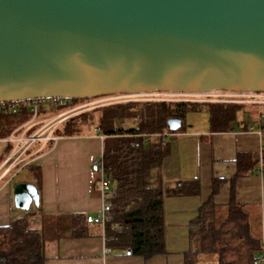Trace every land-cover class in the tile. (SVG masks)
I'll use <instances>...</instances> for the list:
<instances>
[{
  "label": "water",
  "instance_id": "95a60500",
  "mask_svg": "<svg viewBox=\"0 0 264 264\" xmlns=\"http://www.w3.org/2000/svg\"><path fill=\"white\" fill-rule=\"evenodd\" d=\"M216 90L264 92V0H0V103Z\"/></svg>",
  "mask_w": 264,
  "mask_h": 264
},
{
  "label": "trees",
  "instance_id": "16d2710c",
  "mask_svg": "<svg viewBox=\"0 0 264 264\" xmlns=\"http://www.w3.org/2000/svg\"><path fill=\"white\" fill-rule=\"evenodd\" d=\"M97 99V98H95ZM89 100L70 99L41 110L59 115ZM245 106L234 102H180L127 100L103 106L74 110L55 128V137L79 135L86 126H96L105 137L102 163L105 177L111 180L105 201L111 205L112 219L105 224L106 246L112 253H127L145 259L166 253L165 197L198 196L200 181H180L165 185L163 164L171 154L168 120L180 117L185 129L186 116L191 112H208L211 132H225L237 127L238 113ZM76 111V113H74ZM39 114V115H40ZM35 118L25 105L17 113L0 112V139L10 137L24 123ZM248 130V126L242 127ZM32 133V132H30ZM54 140L48 141L50 149ZM262 161L250 152L236 157V174L229 180V202L217 203L221 186L227 179L214 178L212 194L204 202L195 227L190 232L191 247L185 253V264H195L204 256H214L219 264H263L264 241L253 225L250 207L235 199L236 181L247 174L264 171ZM39 194L42 168L30 167ZM39 205L23 211L7 226H0V264H45V245ZM87 216H73V234L85 235ZM118 226L114 229L113 226Z\"/></svg>",
  "mask_w": 264,
  "mask_h": 264
},
{
  "label": "crops",
  "instance_id": "0c3cea01",
  "mask_svg": "<svg viewBox=\"0 0 264 264\" xmlns=\"http://www.w3.org/2000/svg\"><path fill=\"white\" fill-rule=\"evenodd\" d=\"M202 111L189 113L185 129L168 135L171 154L163 164L164 184L198 180L201 194L165 197L166 253L145 259L109 252L105 226L101 224L87 222L85 235L73 234L74 215H97L105 203L94 165L103 156L105 137L96 126H86L79 135L57 137L53 146L46 149L59 125L57 115L49 112H42L21 125L12 136L0 139V226H7L23 215V210L14 203V187L19 182L34 184L30 167L38 165L42 168L40 226L45 264H185V253L191 247L190 232L195 227L193 220L212 194L213 179L228 180L216 198L224 206L230 200L229 180L236 174L237 154L250 152L257 159L264 146V104H245L238 113L240 124L225 132H211L208 112L202 121ZM244 125L248 130L242 129ZM38 131L43 132V138L17 159L23 143L16 139ZM22 170L29 173L30 180L16 183L15 178ZM235 199L250 207L255 230L264 241V171L240 177L235 184ZM195 264L219 262L214 256H204Z\"/></svg>",
  "mask_w": 264,
  "mask_h": 264
},
{
  "label": "built area",
  "instance_id": "2783aa9c",
  "mask_svg": "<svg viewBox=\"0 0 264 264\" xmlns=\"http://www.w3.org/2000/svg\"><path fill=\"white\" fill-rule=\"evenodd\" d=\"M105 97H122L119 100L109 101L106 103L98 104L93 107L103 106L107 104H112L116 102H122L127 100H154V101H180V102H196V103H208V102H234V103H243V104H264V92H238V91H225V90H216L209 91L204 93H169V92H153L146 94H136V95H111ZM105 97L97 98L99 100L106 99ZM95 99V98H94ZM70 99L55 97L48 99H33L29 101H12V102H1L0 103V112L2 113H17L20 111L25 105L33 112L34 117H37L41 110L48 109L55 104H65ZM76 110L75 108L65 111L58 115L61 121H63L67 114ZM14 132L13 134H15ZM12 134V135H13ZM11 135V136H12ZM43 138V132L38 131L32 136H27L25 138L16 139L19 143H23L19 151V155L17 159L21 156V153H25V151L35 144L37 141ZM57 137L50 138V140H56ZM48 140V141H50ZM262 153L257 156V159L262 161ZM12 159V158H11ZM10 159L7 161L9 162ZM95 168L99 173V182L98 186L102 190L103 194L106 196V191L111 185V180L105 177L104 167L102 163V159L96 160L94 162ZM111 205L105 201L101 212L97 215H87V222L91 224H101L105 226L107 221L112 219L110 215ZM114 229H118V226L114 225Z\"/></svg>",
  "mask_w": 264,
  "mask_h": 264
},
{
  "label": "rangeland",
  "instance_id": "374dc122",
  "mask_svg": "<svg viewBox=\"0 0 264 264\" xmlns=\"http://www.w3.org/2000/svg\"><path fill=\"white\" fill-rule=\"evenodd\" d=\"M106 99H103V100H99V99H91L90 101L88 102H81L79 104H77L75 106V109L76 110H80L81 108L84 109V108H93V106L95 105H98V104H102V103H106V102H109V101H115V100H119L121 99L122 97H105ZM85 110V109H84ZM76 113V111L74 112ZM201 118H202V121H204L203 119L205 118L206 114H207V111L206 109H204L201 113ZM56 120V123H60L59 121L61 120L60 118H58V115L56 116L55 118ZM171 133H174V132H171ZM170 133V134H171ZM29 136V135H28ZM27 180H30V175L27 171H24L22 170L21 172L18 173V175L16 176L15 178V182H19V181H27Z\"/></svg>",
  "mask_w": 264,
  "mask_h": 264
}]
</instances>
